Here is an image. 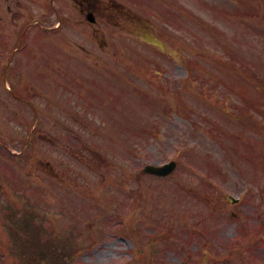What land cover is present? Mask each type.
I'll list each match as a JSON object with an SVG mask.
<instances>
[{
  "label": "rangeland",
  "instance_id": "rangeland-1",
  "mask_svg": "<svg viewBox=\"0 0 264 264\" xmlns=\"http://www.w3.org/2000/svg\"><path fill=\"white\" fill-rule=\"evenodd\" d=\"M42 1L0 0V11L6 13L12 4L19 13L27 9L36 18L39 8L50 6ZM62 1L67 22L73 23L67 32H72L78 7L71 0ZM232 1L178 0L179 11L166 7L163 19L152 21L176 61L138 42L131 31L113 29L103 20L96 25V36L107 44L104 47L91 44L92 50L86 46L88 50L82 51L79 44L89 40L90 29L82 27L84 33L74 32L62 42L68 33L56 31L59 27L50 31L47 47L38 45L39 53L33 49L30 56L25 44L15 50V28L8 25V16L0 18V204H14L18 211L27 199L41 205L45 216L43 228L24 237L29 260H21L18 247L6 250L12 239L5 232L9 220L2 216L5 209L0 206V255L9 254V264L43 259L38 247L48 245L52 235L61 239L66 234L74 237L73 245L80 251L75 264H116L129 258L130 264H264V6L257 7L254 0H238L241 3L235 6ZM183 2L191 4L195 14ZM250 4L253 15L247 17L243 13ZM211 5L218 6L211 10ZM41 19L56 22L54 12ZM38 27L34 29L40 35ZM214 41L234 51L226 54L211 49ZM60 43L76 50L62 59L71 60L67 73L64 64H50L58 63L66 52ZM139 47V59L147 61L146 65L164 67L160 76L151 73V67L145 69L146 65L139 74L124 67L138 66V54L126 51ZM203 55L211 58L207 70L197 71V76L188 73L187 65L205 63ZM229 57L237 60L230 64H237L241 73L231 77L226 73L225 82L231 83H226L221 97L206 96L209 102H221L218 112L209 113L217 110L218 103H207L200 96L208 77L214 83L228 69L223 58ZM6 60L10 62V89L2 81ZM58 72L62 76L55 77ZM206 74L210 76L204 80ZM104 78L120 79L128 87L145 91L150 88L148 92L159 100L137 103L130 99L128 88L129 95L124 92L116 101L122 92L104 91L124 86L114 82L102 89L98 84H105ZM26 84L34 87L39 99L48 86H64L57 96L49 91L55 97L51 110L35 117L24 101L11 94L12 89L30 97ZM65 85L81 86L82 94H75L78 104L74 97L68 99L73 88ZM182 93L188 96L179 99ZM234 107L241 119L235 118ZM195 110L199 113L191 115ZM7 149L23 154L10 155ZM169 159L178 164L168 176L142 172L147 163ZM229 196L240 200L232 203ZM120 218L122 224L117 222ZM158 229L165 236L160 259L144 258L152 252L139 250L143 241L138 245L135 239H140L132 231L146 240ZM134 244L138 258L133 260ZM200 247L205 249L200 251Z\"/></svg>",
  "mask_w": 264,
  "mask_h": 264
},
{
  "label": "water",
  "instance_id": "water-1",
  "mask_svg": "<svg viewBox=\"0 0 264 264\" xmlns=\"http://www.w3.org/2000/svg\"><path fill=\"white\" fill-rule=\"evenodd\" d=\"M172 167V165H168V166H166V167H164L163 169H153V168H148L149 170H162L163 172H165V171H168L170 168Z\"/></svg>",
  "mask_w": 264,
  "mask_h": 264
}]
</instances>
